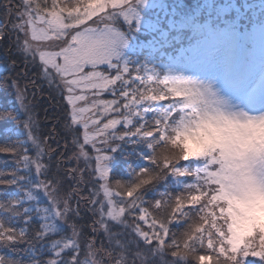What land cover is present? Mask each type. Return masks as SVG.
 <instances>
[{"label": "snow or ice", "instance_id": "obj_1", "mask_svg": "<svg viewBox=\"0 0 264 264\" xmlns=\"http://www.w3.org/2000/svg\"><path fill=\"white\" fill-rule=\"evenodd\" d=\"M0 16L72 146L40 134L36 80L5 78L0 264H264V0H0Z\"/></svg>", "mask_w": 264, "mask_h": 264}, {"label": "trees", "instance_id": "obj_2", "mask_svg": "<svg viewBox=\"0 0 264 264\" xmlns=\"http://www.w3.org/2000/svg\"><path fill=\"white\" fill-rule=\"evenodd\" d=\"M18 2L19 0H14V3ZM181 2L193 3L195 2V0H181ZM234 2L239 4L245 2V0H234ZM258 2L259 0H253V2L248 1V3ZM3 18V16H0V19ZM13 40L14 38H4L3 40H0V85H3V81L5 78H8L9 80L19 79L21 86L25 85L29 79L36 80V88H33L31 85L27 87V99L29 101H32L34 105V114L39 121L40 134L42 136H48L51 130L55 129L54 132H51L52 139L49 141V143L53 148H55L57 141H59L60 145H64L65 140L67 139L69 141L68 148L66 150L62 148L61 150L65 151L66 156L71 155V137L66 136L64 126L65 102L61 99V96L58 92L50 90L46 82L37 79L33 75L35 72V68L31 64L25 65V63L23 62V57L16 50ZM13 61H15V66H13ZM40 88L43 89V92L40 91ZM33 93H35L34 96ZM15 103V90L11 88L6 90L5 87L0 86V108L9 107ZM11 127V123L0 121V138L3 137L4 130ZM139 150L140 149L138 148L137 151ZM132 159L134 158H128L125 156L120 157V160L127 161V163L123 165L122 174H118L116 178L127 179L126 174L130 171V169L128 168V163H132ZM5 161L8 162L7 165H5ZM0 166H4L10 169L12 166L11 156L8 154H0ZM75 166V160L67 161L62 165L63 168H72ZM174 190L175 184L173 182V184L168 188V191ZM158 191H164V188L161 187L158 189ZM147 198L150 199L151 196ZM178 228H182V225L173 226L174 230ZM21 247H23V245H21Z\"/></svg>", "mask_w": 264, "mask_h": 264}, {"label": "rangeland", "instance_id": "obj_3", "mask_svg": "<svg viewBox=\"0 0 264 264\" xmlns=\"http://www.w3.org/2000/svg\"><path fill=\"white\" fill-rule=\"evenodd\" d=\"M248 1L253 2V0H247L246 2L248 3Z\"/></svg>", "mask_w": 264, "mask_h": 264}]
</instances>
